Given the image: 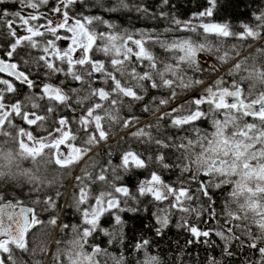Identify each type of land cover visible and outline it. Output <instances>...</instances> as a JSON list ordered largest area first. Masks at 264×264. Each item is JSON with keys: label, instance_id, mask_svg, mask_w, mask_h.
<instances>
[{"label": "snow or ice", "instance_id": "snow-or-ice-1", "mask_svg": "<svg viewBox=\"0 0 264 264\" xmlns=\"http://www.w3.org/2000/svg\"><path fill=\"white\" fill-rule=\"evenodd\" d=\"M219 3L206 0L181 19L173 0H0V144L12 140L21 156L46 161L44 175L39 166L21 179L0 171V264H43L41 228L58 216H42L58 213L61 197L51 192L59 174L48 179V168L81 160L78 194L68 205L81 222L62 225L71 238L51 264H184L193 245L206 253L196 264H264V90L247 83L252 75L264 80V7L238 31L211 19ZM102 13H136L167 26L130 31ZM249 40L257 47L227 73L230 83L221 77L197 90L204 80L196 73L215 72L213 58L227 62L238 54L232 42ZM187 91L189 99L169 107ZM137 108L154 118L141 124ZM114 127L128 131L108 146L106 162L99 152L90 155ZM140 172L135 189L124 183ZM150 207L156 236L176 218L191 237L175 260L154 253L144 237L133 247L134 260L92 242L100 233L123 248L122 214Z\"/></svg>", "mask_w": 264, "mask_h": 264}, {"label": "trees", "instance_id": "trees-1", "mask_svg": "<svg viewBox=\"0 0 264 264\" xmlns=\"http://www.w3.org/2000/svg\"><path fill=\"white\" fill-rule=\"evenodd\" d=\"M146 2L149 4H152L153 0H146ZM173 2L176 4V9H175L176 14L181 19H187L189 14L192 11L197 10L199 5H204L206 3V0H173ZM7 7L13 8L15 6L7 5ZM258 7H264V0H220L218 9L214 17H212L211 19L216 22H226V21L231 22L233 25L237 26L236 30L239 31L240 30L239 23L241 21L251 22L252 21L251 13L254 9ZM102 14L104 15L105 19H110L112 23L118 25L121 28L128 29L130 31L145 30V29H151V28H160L162 30L164 27L167 26L166 21H154L150 19H143V18H140L136 13H127V14L102 13ZM176 35L184 36L186 34L176 33ZM211 39H215V38L212 37ZM232 43L238 44L239 46L238 54L234 52L232 54V58L229 59L227 62L219 63L216 61L220 66H224L226 63L238 57L243 52H245L247 49L251 48L252 46L256 44V42H253L251 40L246 41V42L233 41ZM262 44H264V42ZM254 50L255 49L249 52L245 57H248L250 54L254 53ZM156 51L157 53H161L162 50L156 49ZM261 62L264 63V59H262ZM251 63L252 61L249 60L248 67H251ZM243 74H246V73L242 72L241 75ZM189 75H191V73H189ZM195 75H196V78H202L205 82L211 77L212 72L211 73L206 72L203 74L196 73ZM235 78L239 79V76H236ZM223 79L230 83L233 77L225 74L223 76ZM247 83L250 87L252 86L256 87V85L260 84V80H257L256 75H252L247 81ZM247 83L244 84L245 89H247V86H248ZM189 92L190 91L181 92L179 98L172 101L171 104H174L175 102L182 100ZM136 112L138 115L142 117V119L147 116V114L142 113L139 108L136 109ZM248 119L250 120V118ZM204 127H210V126L208 123L205 122ZM122 130L123 129L119 127H114L111 131L110 138L118 135ZM119 140H121V138L117 139L116 141L110 144L115 145V143ZM110 144L102 147L101 149L95 152V153L99 152L102 154L104 158V162H106L107 160L106 151ZM113 162L119 163V155H115L113 157ZM83 167L84 165L80 169L78 175H83V172H82ZM52 168L55 169V173L52 172ZM40 170L43 171L45 169L43 167L42 168L40 167ZM72 170H73V166L68 169L57 168L53 166L48 168V172H47L48 179H52L54 174H59V180L57 184L51 189V192L53 194L55 193L57 189L61 192V197L58 200L59 210L62 205L66 189L68 187V182H69V178L72 173ZM41 171H40V174L44 175L45 172H41ZM144 175L145 174L143 172H140V173H137L136 176H128L125 178L124 183H126L128 186L135 189L138 179L143 178ZM165 178L170 179L171 177L166 175ZM227 190L228 189H225V191ZM99 191H100L99 187L94 186L93 188L94 194H98ZM219 196H220V193L217 192L218 199H219ZM70 211H72V208L68 209L64 215L65 222H69V219L72 218V214L70 213ZM153 211H155V209L150 207L147 213H144L142 211L140 214H137V215H132L130 213L122 214L124 216V219L127 221V226L125 228L126 239L124 241L123 248H121L118 245H109L108 243L109 237L104 236L103 234H100V233H97L95 235V238L92 242L100 245L102 248H107L110 252L115 253L117 256L120 255L121 252H123L127 259L134 260L135 255L133 253V247L135 243L140 240L141 237H144V238L151 239L153 241L152 251L154 253L159 251L165 260H168L169 257L175 260L177 257L181 256V249H183L184 245L186 244V241L191 239V237L186 232H183L177 229V227L175 226L176 218H174L172 223L169 225V227L164 230V234L162 237L156 236L155 227H157V225H156L155 219L152 216ZM57 214L58 213L55 212L56 216ZM111 222H112L111 217H108L102 221L103 226L106 228L110 226ZM147 225H152V227H147ZM213 239L217 240V242L219 243L218 238L213 237ZM90 251H91V248L89 252ZM214 254L217 256L218 259H220V249L219 248L215 250ZM205 255L206 253H205L203 245H193L189 247L188 249H186V254L183 256L184 264H196L197 260L203 259Z\"/></svg>", "mask_w": 264, "mask_h": 264}, {"label": "flooded vegetation", "instance_id": "flooded-vegetation-1", "mask_svg": "<svg viewBox=\"0 0 264 264\" xmlns=\"http://www.w3.org/2000/svg\"><path fill=\"white\" fill-rule=\"evenodd\" d=\"M24 126L28 127L27 125H24ZM5 139H6L5 137H0V141H3ZM14 146H15V142H13L12 140H8L7 143L0 144V148H2V151H0V159H2L3 156H5V155L9 156V153H11V156H9V157H15V159H16V157H18V153H16ZM5 150H9L10 152L8 154H5V153H3ZM11 170H13V169H5V174L10 173ZM18 194L22 195V193H18ZM52 213L53 212L45 213L42 216V219L44 221H48L51 218ZM49 231H50V224H45L44 226H42V228H41L42 241L50 238Z\"/></svg>", "mask_w": 264, "mask_h": 264}, {"label": "rangeland", "instance_id": "rangeland-1", "mask_svg": "<svg viewBox=\"0 0 264 264\" xmlns=\"http://www.w3.org/2000/svg\"><path fill=\"white\" fill-rule=\"evenodd\" d=\"M206 56V54H201V55H199V59L201 60L204 56ZM233 68V67H232ZM221 72L223 71V70H220ZM220 72V73H221ZM261 84V83H260ZM126 133V132H125ZM62 149H63V146H62ZM63 150H65L66 151V149H63ZM41 172H45V170H43V171H41Z\"/></svg>", "mask_w": 264, "mask_h": 264}]
</instances>
